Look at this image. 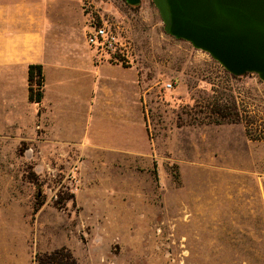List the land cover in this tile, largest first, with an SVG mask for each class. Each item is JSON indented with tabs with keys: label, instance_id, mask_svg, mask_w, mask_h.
<instances>
[{
	"label": "rangeland",
	"instance_id": "rangeland-1",
	"mask_svg": "<svg viewBox=\"0 0 264 264\" xmlns=\"http://www.w3.org/2000/svg\"><path fill=\"white\" fill-rule=\"evenodd\" d=\"M64 2L78 44L96 51L105 22L131 55L90 78L48 71L54 141L9 139L25 133L0 118V264L62 249L78 264H264V81L168 34L153 0ZM95 77L111 95L90 112Z\"/></svg>",
	"mask_w": 264,
	"mask_h": 264
},
{
	"label": "crops",
	"instance_id": "crops-1",
	"mask_svg": "<svg viewBox=\"0 0 264 264\" xmlns=\"http://www.w3.org/2000/svg\"><path fill=\"white\" fill-rule=\"evenodd\" d=\"M62 1L63 4L61 0H0V118L2 123L19 124L16 126L17 130L14 131L15 127L11 128L13 133H25L9 139H38L31 135L41 131L43 137L48 134L50 141H54L51 133L55 128L53 107L47 103L50 87L48 71L72 68L82 77L90 78L94 72L97 76L101 67L111 65L105 62L97 51L89 50L84 44H78V30H75V33L67 30L68 27H77L78 22L67 19L65 0ZM83 23H86V20ZM30 64L43 65L45 85L41 104L29 100ZM105 83L99 89L97 77L93 83L92 80L88 81L90 112L95 107L97 92L101 96L111 95V87ZM102 106L107 104L103 103ZM125 110L129 115L128 107L110 109L106 113L111 116L119 115ZM75 145L78 150V141ZM84 146L87 150L96 145L85 142ZM106 147L118 155L130 154L129 148L119 144Z\"/></svg>",
	"mask_w": 264,
	"mask_h": 264
},
{
	"label": "water",
	"instance_id": "water-1",
	"mask_svg": "<svg viewBox=\"0 0 264 264\" xmlns=\"http://www.w3.org/2000/svg\"><path fill=\"white\" fill-rule=\"evenodd\" d=\"M140 6L142 0H126ZM165 31L209 53L235 76L264 81V0H153Z\"/></svg>",
	"mask_w": 264,
	"mask_h": 264
},
{
	"label": "built area",
	"instance_id": "built-area-1",
	"mask_svg": "<svg viewBox=\"0 0 264 264\" xmlns=\"http://www.w3.org/2000/svg\"><path fill=\"white\" fill-rule=\"evenodd\" d=\"M91 31L87 39L92 48H95L101 58L107 61L125 62L130 59L129 42L125 41L122 34L109 23H91ZM168 88H173L169 83Z\"/></svg>",
	"mask_w": 264,
	"mask_h": 264
},
{
	"label": "trees",
	"instance_id": "trees-1",
	"mask_svg": "<svg viewBox=\"0 0 264 264\" xmlns=\"http://www.w3.org/2000/svg\"><path fill=\"white\" fill-rule=\"evenodd\" d=\"M28 73H29V76H28L29 100L32 103L41 104L43 101V98H44V85H45V76H44L43 65L42 64H30L29 69H28ZM232 75L235 76L234 74H232ZM220 111H222V110L220 109ZM39 207L40 206L37 203L35 206L34 212H37ZM47 263L48 264H78L76 258L73 256L72 252L68 249H62V250H58V251H55L54 253H52L48 257Z\"/></svg>",
	"mask_w": 264,
	"mask_h": 264
}]
</instances>
